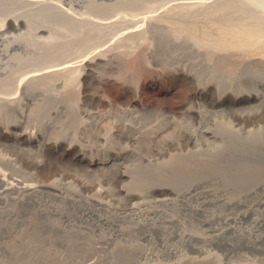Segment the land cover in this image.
<instances>
[{
  "label": "rangeland",
  "instance_id": "374dc122",
  "mask_svg": "<svg viewBox=\"0 0 264 264\" xmlns=\"http://www.w3.org/2000/svg\"><path fill=\"white\" fill-rule=\"evenodd\" d=\"M74 1L44 0L52 6H62L70 13L83 15L85 8L80 7L81 3L79 5ZM94 1L98 6L104 4L106 11L105 15L93 18L99 21L109 19L108 22L117 21L119 13L121 16L123 13H133L135 20L148 17L147 14L160 13L166 6V1L163 0L143 1L137 8L127 4L115 8L112 5L117 4L116 0H93V4ZM183 1L185 0H173L168 4ZM89 2L81 6L86 3L88 6ZM18 34V31L11 29L7 35L14 37ZM146 34L147 45L135 40L137 50L134 56L119 52L122 49L127 50L125 45L129 41L123 40L124 37L121 38L123 43L115 45L117 48L106 49L110 39L119 36L110 34L106 37L108 40L102 44L104 48H101L108 52L105 62L100 60L90 65L86 58L81 70L82 81L76 82L81 86L75 83L69 86L68 93L57 87L52 95L45 93L46 97L36 96L37 100H33L34 105L30 106L28 118L18 117V111L12 108L0 109V175H5V178L7 176L6 180L15 184L14 186L33 184L42 187V192L39 191L35 195H20L22 204L17 206V212L13 213H16V216L12 214L7 217L0 214V264H15L17 259L19 262H25L26 258H29L28 253L38 254L37 258L34 255V260L39 259V264H82L95 260L101 254L105 255L108 249H111L110 244H98L99 249L89 255L90 246L87 241L90 239L85 238L110 237L115 226L124 227L123 229L131 227L130 222L134 221L133 217L136 216L132 211L140 207L138 204L142 199L133 200L126 197V190L146 198L143 201L148 206L147 209L146 206L142 207L143 211L153 210L160 214H157L158 217L164 214L162 218H173L179 223L183 222L187 229L189 226V230L201 228L199 231L208 228L206 222L209 220L205 214H196L189 209L200 205L202 207L205 205L203 201L213 198L212 194H219L227 201L225 205L216 203L209 208L206 206V209L222 216L254 212L255 217L244 220L245 223L242 221L244 224H236L241 226L244 232L248 231L254 236L264 235V100L248 101L251 93H264L261 83L264 79V56L258 54L253 57L251 55L254 53L248 55L235 51L232 52L235 55L231 53L233 56L228 55L227 59L223 60L220 51L201 47L191 38L174 35L166 28H149ZM92 50L83 51V54L87 55ZM139 51L141 52L137 53ZM250 56L252 61L259 56V60L256 58L257 63L255 61L253 64L251 61L249 65ZM137 60L140 61V66ZM189 71H193L196 76L186 73ZM65 93L66 96H63ZM55 106L59 107L57 114ZM58 113L62 115L59 116ZM133 115L144 117L139 118L140 121L137 120L144 126L136 121L138 116L134 118ZM80 116L84 118V123L79 119ZM126 123L136 125L137 128H125L128 126ZM147 124L151 125L148 129ZM79 127L82 131H78ZM139 127L141 129H138ZM150 129V132L154 129L152 134ZM181 129L183 130L180 131ZM89 130L97 133L92 134ZM109 131L111 137L107 135ZM160 131L164 135L162 133L160 136ZM26 133L33 134L38 140L42 137L51 139V146L43 148L40 142L29 143L24 137H19ZM108 137L112 141H108ZM194 139L198 140L195 142ZM56 142L60 145H56ZM126 155H131L129 160L111 167L113 169H106L101 165L107 158L120 159ZM7 186L9 187L0 182V193L3 191V197L7 194L5 199L0 197V205L7 201L8 196L17 197L15 191L8 190ZM99 189L102 190L100 196ZM176 194L188 199L186 202H180L176 199ZM93 200L96 202H92ZM239 201L241 205H236ZM9 202L10 206L15 204V201ZM99 202L104 204L100 205ZM169 210L171 211L167 212ZM183 211L185 214L189 213L184 215ZM147 212H144L145 216H148ZM118 214L129 215L128 220L126 216L118 219L120 221L117 223ZM103 216L110 220L109 223L115 222V225L108 226L110 224L104 223L106 226H96L94 221ZM123 219L128 224H125ZM212 223L215 228L223 226L220 222L218 224L210 221L209 224ZM92 224L94 227L91 228ZM166 228L169 232L178 230L176 224ZM144 231L146 229H140L139 233L137 232L139 235L135 234L136 232L131 234L133 239H120L124 244H121L119 239L115 243L126 245L131 241L141 247L144 244L148 251L152 249L146 258L137 257V253H129L130 256L121 258L120 254L118 258L110 259L106 264L179 263L178 258L174 256L172 258L161 255V244L164 242L160 239H167L169 245L176 244L177 248L179 246L178 251L189 260L188 264H264V239L257 243H248V232L244 233L246 235L243 238L228 233L220 244L195 241L194 245L188 247L182 242L178 243V239L174 242L170 236L167 237V233ZM104 232L107 235L103 234ZM150 234L155 236L157 241ZM146 235L155 242L152 239H148V242ZM19 251L23 252L17 257L22 259L16 258ZM39 255L43 257L40 258ZM208 255H211L214 261L208 262Z\"/></svg>",
  "mask_w": 264,
  "mask_h": 264
},
{
  "label": "bare ground",
  "instance_id": "6f19581e",
  "mask_svg": "<svg viewBox=\"0 0 264 264\" xmlns=\"http://www.w3.org/2000/svg\"><path fill=\"white\" fill-rule=\"evenodd\" d=\"M92 1L89 2L88 0H76V2L79 5H80V3L82 5L85 2H89L88 6H86L87 3L83 6L80 5V7L85 8L84 9L85 12L82 13L83 15H80V14H73L74 12L70 13L67 9H65L62 6H58L57 4H55V5H57L58 7L52 6V4L45 3L44 0H29V1L28 0H0V17L1 18L3 17L2 20L0 19V109L1 108L2 109L3 108H12V110L15 109L16 112L18 111L17 112V113H19L18 117H21L22 119L28 118L30 116L29 115L30 106L34 105L33 100H35V99L37 100L36 96L45 95L43 97H46L45 93H49V95H52V93L57 89V87L62 88V90L64 89V92L67 91V93H68L69 86L71 87L72 84L75 85V83L78 80L80 81L82 79L81 70H82L83 61L86 58H88L87 59L88 62L91 63V64L89 63L90 65L96 64L100 60H104L103 62H105V57L108 56L107 55L108 52L106 49H111L112 47H114V49L117 48L116 47V46H118L117 44L123 43L121 41V38H123V37H124L123 40L129 41V43L127 45H125L127 47L126 48L127 50L124 51V49H122V51L120 50L119 52H125V54L126 55L128 54L129 56H130V54H133V56H134L135 55L134 53L137 50V47L135 46V43H136L135 40H138L143 45L146 44V42H147L146 41L147 40L146 32L148 31L149 28H151V29H158V27L159 28H166V30L168 32H170L174 35L187 36V37L191 38L192 41L194 40L195 43L201 47L210 48V49L213 48V49H216V51L217 50L220 51V55H221V58L223 60L227 59L228 55L233 56L232 54H234V53H232V52H235V51H236V53H237V51H239V52H242L244 54L247 53L248 55L254 53L251 55L253 57H254V55H258V54L261 55L262 57L264 56V0H197V1L185 0V1L180 2V3L177 2V3H172V4H168V2H172L173 0H163V1H166L165 2L166 6L164 7V9L160 13H149V14H147V15H149L148 17H144V18L139 17V19L137 18L136 20H135L136 16H134L133 13H130V12L127 14L123 13V16H121V13H119L120 16H119V19H117V21L111 20L109 22H108L109 19L108 20L106 19L107 16L104 17L107 21L106 20L105 21H99V20H95L93 18L95 16L98 17L101 14L105 15L104 12L106 11V7L104 4H102V5L100 4L101 6L100 5L98 6V4H96L95 1L93 4ZM116 1H117V4L112 5L115 8H121L122 6H126V4H127V6L137 8L140 6L141 2H143V1L154 2L155 0H119V2H118V0H116ZM79 15L81 17L82 16L83 17L80 18ZM121 17H122V19H121ZM132 17H134V18H132ZM11 29L18 31L19 34L17 36H14V37L8 36L7 34L9 32V30H11ZM40 34H43V35L40 36ZM110 34L111 35L112 34H115V35L119 34V36L118 37L116 36V37H113L112 39H110V41H109L110 44H109L108 48L101 49V48H104L102 44L104 43V41H106V39L110 36ZM172 41H174V40H172ZM174 43H178V42L174 41ZM91 49H93V50L90 51L89 54H87V55L83 54V51H88ZM140 52L141 51H139L137 53H140ZM143 54L145 55V53H143ZM244 54H242V55H244ZM109 55H111V54H109ZM142 55H140V58L143 60L144 58H142L143 57ZM242 55H240V57ZM113 56H115L114 53H113ZM236 57H237V54H236ZM81 58H83V60L80 61ZM233 58H235V57H233ZM256 58H255V61L257 59L259 60V56L257 59ZM248 60H249V58H248ZM253 60H254V58H253ZM260 60H261V58H260ZM251 61H252V57L249 60V65H251L250 64ZM255 61H252L253 64L255 63ZM137 62L139 64L138 66H140V63H139L140 61L137 60ZM100 63H102V62H100ZM143 63H145L144 60H143ZM143 63H141V64H143ZM256 63H257V61H256ZM184 71H186V70H184ZM186 73H188L189 75L193 74V76H196L193 71H191V72L189 71ZM81 81H80V83H81ZM261 83L264 87V79H263V81H261ZM77 84L78 83H76V85ZM79 86H81V84ZM66 88H68V90ZM72 88H73V86H72ZM58 90H61V89L58 88ZM62 90L60 92H63ZM56 92H58V91H56ZM67 93H65V95H63V96H66ZM24 96H25V99H24ZM22 100H28V101L23 102ZM250 100L262 101V100H264V93H261V92L251 93L248 101H250ZM190 107H191V105H190ZM63 108L66 109V107H63ZM191 108H193V107H191ZM191 108H190V110H193ZM58 110H59V107L55 106V114H57ZM60 110L63 111V109H60ZM145 111H147V109ZM187 112H188V110H187ZM61 113H63V112H61ZM59 114L60 113H58V115ZM183 114H184V112H183ZM58 115H57V117H58ZM60 115H62V114H60ZM135 116H138V115H135ZM135 116L133 115L134 118H135ZM80 118L82 119L81 116L79 117V119ZM132 118H130V119L134 123L135 120H133ZM139 118H140V116H138L136 121L139 120ZM143 118H140V119H143ZM79 119L77 118L78 121H79ZM132 121H130V122H132ZM139 121H137V122H139ZM137 122H136V124H138ZM167 122H169V119L167 120ZM202 122H204L203 118H202ZM78 123H80V121ZM83 123H84V120H83ZM83 123H81V124L83 125ZM87 123H89V122H87ZM142 123H145V122H142ZM85 124H86V122H85ZM93 124L94 123L92 122L91 126H93ZM130 124H132V123H130ZM130 124L128 125L126 123V125H128V126H125V128L126 127L130 128V129H132L133 127L137 128L136 125L131 126ZM140 124H138V125H140ZM164 125H165V123H164ZM172 125L174 126L173 123H172ZM203 125H204V123H203ZM78 126H80V125L78 124ZM141 126H144V125L141 124ZM148 126L149 125L147 124V127H146L147 129L151 127V125L149 127ZM8 127L9 126H7V128ZM140 127L138 129L142 128V127L141 128ZM161 127H163V126H161ZM79 128L80 129L79 130L77 129V130L82 131L81 127H79ZM175 129L177 130L178 127L177 128L175 127ZM175 129L173 131H175ZM83 130H85V128H83ZM153 130H152V132H150L151 131V129H150L149 132L152 134L154 132ZM159 130H162V129H159ZM164 130H165V128H164ZM167 130H169V132H170V127ZM182 130L183 129H181L180 131H182ZM91 131H92V129H91ZM157 131H155V132L157 133ZM171 131H172V129H171ZM94 132H95V134L97 133L96 131H93V133L92 132L91 133L94 134ZM145 132L147 133L148 131H145ZM110 133H111L110 131H109V133L107 132V135L109 136ZM158 133H159V131H158ZM162 133L163 132H161L160 136L162 135ZM165 133H166V131H165ZM113 134H114V132H113ZM141 134L143 135V132ZM157 134H155V135H157ZM107 135H106V137H107ZM163 135H164V133H163ZM19 137L20 138L24 137L29 143L40 142V146L43 148H46L49 145L51 146V139L49 140V139H46L44 137H42V139L40 138L41 140H38L37 137L34 136L33 134H27V133L23 134V135L21 134ZM109 137H111V136H109ZM109 137H108V141H112V140H110L111 138L109 139ZM216 137H217V135H216ZM195 139H194V141H195ZM57 142H60V141H57ZM57 142L55 144L60 145ZM192 143H193V141H192ZM53 144L54 143H52V145ZM41 151H43V150H41ZM130 157H131V155H126L120 159L116 158V159H109L108 160V158H107V160L103 161L101 165L103 167H105L106 169H108L107 167L111 168V167H114L115 165H118V163L128 161ZM150 161H152V160H150ZM96 166H97V163H96ZM111 169H113V168H111ZM4 176L5 175H3V176L0 175V182L4 183L5 185H9V187L7 186L8 187L7 189L10 191L13 190L17 194V197H11L10 198V196H8L9 198L6 199L7 201L8 200L13 201V202L15 201L14 202L15 204H13L12 206L9 205L10 204L9 201L8 202L5 201L4 203H2V205H0V214H4V216L9 217L14 212H17L16 211L17 206L22 204L21 200H19V198H22V197H20V195H22L24 197L25 196L27 197V196L33 195V194L35 195L39 191L42 192L41 191L42 187L37 186V185H33V184L24 185V186H14L15 184L9 183L8 180H6L7 176H6V178ZM49 185H51V184H49ZM45 186H44V188H45ZM47 187L51 188V189L53 188V186H47ZM197 191H199V190H197ZM212 191L213 190H211V192ZM101 192H102V190L99 189V193L97 192L98 196L102 195ZM211 192H210V194H211ZM122 193H124V192H122ZM2 194H4V193H2ZM2 194L0 195V197L2 196ZM125 194H126V197L133 199V200L134 199H142V202L140 203L141 205L138 204L140 207H137V209L134 208L135 210L132 211V212H134L133 215H136V216L133 217L134 221L130 222L131 227L130 228L128 227V229H127V227H125L126 229H123L124 225L122 226L123 228H120V227L117 228V226H115V228L113 230L114 233L111 234L112 236H110V237H98L96 239H94V238L91 239L90 237H88V238L84 237L85 239H90L87 241V244L89 243V246H90L89 255L90 254L93 255L94 251L99 249V248H97L98 244H101V243H102V245L103 244L104 245L110 244L109 248L111 247V249H108L107 253L105 251V253H106L105 255L101 254V256H98V258L95 257L96 258L95 260H93L89 263L88 262L86 263V261H85V263H82V264H106V263H108V261L110 259H114L115 257L118 258V255L120 256V254L122 256L121 258H124L123 256L129 255V253L133 254V255H134V253H137L138 254L137 257L139 256L140 258H143V256H144V258H146L148 256V254H150V251L152 249H150L148 247L150 249L148 251L145 248L144 244H143L144 247L143 246L141 247V245L137 246L136 244L135 245L132 244L131 241H130V243L127 242L128 244H126V245H120L121 242L115 243L118 241H122L123 239L128 240L129 239L128 237H130L131 234L133 235L135 232H136L135 234H137V232L140 229H146V231H150V232L154 231V233L159 232V234L160 233H167V237L170 236V238L175 240L174 242H176V239H178V243L182 242V244L188 245V247L191 244L194 245L193 242H195V241H196V243H197V241H200L201 243L211 242V243H219L220 244L221 240L223 238H225V236L228 233H230V234L233 233L237 237H241V238L245 237V235L247 234L248 231L244 232V230L241 228V226H237V224L239 222L241 223L242 221L244 222V220L245 221L249 220L250 218H252V216H254V217L256 216V215H254V212H249V211H246L243 213L241 212L242 214L238 213L239 215H236V216H233V215L232 216H225V215L222 216L221 214H217L215 212L209 211V210H211V209H208L209 206L216 205V203H220L217 205H221V204L225 205V203L227 202L224 197L221 198L219 196V194L214 193V195L213 194L211 195L213 198H211V199L206 198L207 200L203 201L204 202L203 204H205V205H203L202 207H200L201 205L197 206V207L193 205L194 207H192L190 209L188 208L189 211L191 210V212H196V214H198V213L205 214V217L207 216V219L209 220L208 222H206V224H207L206 226L208 228H204L205 231H199L201 228L197 229V230L196 229L192 230V228H191V230H189L190 229L189 226L187 229L186 228L187 226H185V224L183 222L179 223L178 221H175L173 218H170V219L169 218L166 219V217H164L165 219L162 218L161 216L164 214H161V216H160L161 218H160V217H158L160 214L155 213L153 210H152V212H147V210L143 211L142 207L146 206V209H147V206H148L147 203L145 201H143V200H146L145 197L143 198V195H141L142 196L141 197V196H139L140 194L138 195V194H136V193L134 194L132 192L129 193L127 190L125 191ZM202 194H205V193H202ZM5 195H7V194H5ZM5 195H4V197L2 196L4 199L6 197ZM8 195H11V194L8 193ZM176 195H177L176 199L179 200L180 202H186V199H188V198H186V196H179L178 194H176ZM208 196L210 197V195H208ZM205 197H207V196H205ZM1 198H0V200H1ZM4 199L2 200V202L4 201ZM204 199L205 198H203V200ZM99 200L101 201V199H99ZM92 202H96V201L93 200ZM97 204H98V202H97ZM99 204H100V202H99ZM103 204L104 203H101L100 205H103ZM106 205H107V203H106ZM236 205H241V202L240 201L236 202ZM107 206H109V205H107ZM107 206H104V207H107ZM206 206H208V208H207L208 210L206 209ZM184 207H185V204H184ZM188 207H190V206H188ZM218 207H221V206H218ZM182 209H181V211H182ZM170 211L171 210H169L167 212H170ZM144 212H147L146 215L148 214V216H145ZM184 212L185 211H183L184 215H187V213H189V212H187L185 214ZM111 213L113 214V212H111ZM164 213H166V212L164 211ZM178 213H179V209H178ZM157 214H159V215H157ZM174 215H175V211H174ZM178 215L181 216L180 214H178ZM13 216H16V213H15V215L13 214ZM126 216H127V214L121 215V216H119V214H118L117 220L121 219V218H126ZM128 216H127V220H128ZM171 216H173V215H171ZM64 217H65V215H64ZM104 217H106V216H103L102 218H98L95 221L93 220L94 224H96V226H99V225H102L105 223V224H110L108 226H111L112 224L115 223V222L109 223L108 221H110V220L107 217L106 218H104ZM69 218H71V216ZM203 218H204V216H203ZM162 219H164V220H162ZM204 219H206V218H204ZM207 219H206V221H207ZM256 219H258V218H256ZM260 220H258L259 224H261ZM262 220H264V218ZM119 221L120 220H118L116 222L118 223ZM123 221H124V219H123ZM187 221H188V219H187ZM189 221H191V220L189 219ZM210 221H213L216 223L218 222V224L222 223L223 226L215 228V227H213L214 226L213 223L211 224L212 226L209 224ZM256 221L254 223H256ZM124 223H125V221H124ZM126 223L128 224V222H126ZM131 223H132V225H131ZM178 223H179V225H177ZM89 224L87 226L90 227L91 224L90 225ZM120 224L122 225V223H120ZM173 224H176V227L178 230L177 231L173 230L172 232H169L168 228H166V227H168V225H173ZM125 226H127V225H125ZM92 227H94V225L91 226V228ZM111 228H113V227H111ZM243 228H244V226H243ZM147 229H149V230H147ZM107 231H106V233H107ZM146 231H144V233ZM94 232H96V231H94ZM106 233L104 232L103 234L107 235ZM244 233H246V234H244ZM252 233H254V232H252ZM140 234H141V232H140ZM159 234H156V235H159ZM255 234H256V232H255ZM137 235H139V234H137ZM150 236H151V234H150ZM150 236L146 235L145 239H147V241H148V239L151 240L152 238L154 239V237H155V236L154 237L151 236L152 238L150 239ZM247 237H248V243L249 242L257 243L261 239H264V235L254 236L250 232H248ZM120 239H122V240H120ZM131 239H133V237ZM139 239H140V237H139ZM141 239H142V237H141ZM153 239H152V241L155 240V239L154 240ZM160 240L162 242H164L163 245L161 244V246H163V248L161 247L163 249V250H161L162 256H172V258L174 256V257L178 258V261L177 260L176 261L179 263H177V264H188L189 263V260L187 261L186 258H184L182 255H180V253L178 251L179 246L177 248L176 244L169 245L166 241L167 239L166 240L164 239V241L162 239H160ZM160 240H159V242H160ZM155 241H157V240H155ZM145 242H143V243H145ZM83 243H85V242H83ZM135 243H136V241H135ZM137 243H139V242H137ZM171 243H172V241H171ZM111 244H113V245H111ZM121 244H124L123 241ZM151 246H153V245L151 244ZM100 247H102V246L100 245ZM156 248H157V243H156ZM20 251L17 252L16 258H20V257H17L18 255L22 254V252H23L22 251L20 253ZM155 251L159 252V250H155ZM157 253L156 254L151 253V254L156 256ZM34 255H36V258H37L38 254H32L31 253V255H29V253H28L29 258H26V261L24 259L25 262H23L22 260L19 262L18 259H17V262H19V264H39L40 263L39 259L37 261H36V259L34 260V257H35ZM46 255L48 258V254H46ZM159 256H160V254H159ZM41 257H43V255L40 256V258ZM16 258H15V260H16ZM44 258H45V256H44ZM125 258H127V257H125ZM153 258H154V256H153ZM20 259H22V258H20ZM43 259H40L41 262L43 261ZM213 259H212L211 255L210 256L208 255L206 258V260L208 262L214 261ZM17 262L15 264H17ZM142 264H145V263H142ZM146 264H150V263H146ZM153 264H156V263H153Z\"/></svg>",
  "mask_w": 264,
  "mask_h": 264
}]
</instances>
